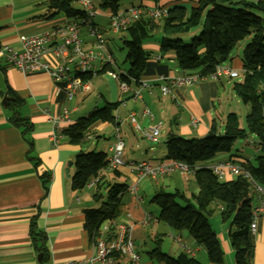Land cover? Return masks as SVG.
Returning <instances> with one entry per match:
<instances>
[{"label":"crops","instance_id":"obj_1","mask_svg":"<svg viewBox=\"0 0 264 264\" xmlns=\"http://www.w3.org/2000/svg\"><path fill=\"white\" fill-rule=\"evenodd\" d=\"M177 1L160 0L159 4H154L150 1L138 0L136 5L132 6L141 5L153 8L163 5L170 6ZM179 1L190 7L197 2V0ZM47 3L48 0H0V43L16 45L21 36L32 35L45 28L65 24L68 19L62 14L50 17L52 11L49 10ZM96 7L95 23L109 42V37L113 32L110 30L107 14L99 8V5L96 4ZM120 9L125 8L120 6ZM83 36L89 47L90 39L84 33ZM147 47L158 50V53L152 54L151 58L152 60L161 59V63L168 67L165 75H180L182 71L177 72L168 65L167 61L176 62L172 54H167L162 58L158 44L151 43ZM108 48L110 51L109 43ZM45 60L52 66L59 63V60L52 54H48ZM228 68L236 71L239 78L223 76L218 80H208L190 87L179 88L175 90L176 101L171 97L162 96L157 84L153 88L143 90V98L140 101L134 97L137 84L130 82L129 89L122 91L117 80L106 73H101L92 79V89L89 93L76 95L72 104L75 111L71 114V124H64L63 127L76 124L82 118L79 114L80 109L90 102L92 94V97L98 99L94 109L102 108L108 103H118L116 124L120 125L121 131H124L123 139L126 137L130 146L140 153L148 146L150 140L143 134L140 137L134 133L133 138L129 136L128 128L132 131L136 129L130 120L131 115L136 116L142 129L160 125V134H164L166 139L171 133L183 138L196 136L195 134L206 136L213 125L218 131L217 119L224 128L228 112L232 109L229 106V99L238 97L233 90L234 83L231 81L240 79V74H244V64L238 59L234 60ZM158 75L142 79H153ZM10 92L25 101L21 113L28 117L33 125L31 134L33 151L31 153H28L29 146L24 140L22 130L9 122L8 106L2 103L5 96H13ZM239 101L241 100H236L238 105L241 103ZM216 102L220 111L216 109ZM64 106L65 92L56 93V86L47 73L24 75L13 66L0 62V264H69L70 262L88 264L92 256L91 240L84 224L85 210L94 209V194L74 191L71 186V176L75 172L74 161L79 153H87L94 148L92 151L103 152L108 158L111 156L115 144V125L96 123L89 132V138L82 145L70 144L65 137L55 143L52 137L55 130L50 115H60ZM145 109L152 111L153 120L143 116ZM192 117L198 120L196 127L192 126ZM97 133H102L103 137L99 138ZM105 133L109 134L108 140L105 139ZM218 133L221 132L218 131ZM124 143L126 147L125 140ZM150 150L153 151L152 148ZM146 156L149 157V152ZM30 158L36 159L37 164ZM231 158L239 161L247 160L237 156ZM124 160L126 163L137 162ZM149 161L154 162V157H151ZM141 162H148V160ZM109 171L111 170L106 169L100 173V177L104 178L102 183L109 180ZM116 171L114 177H128L133 182L132 186L135 185L136 175L131 168L123 166ZM45 174L50 176L47 191L41 179V176ZM177 175L178 173L170 177L150 178L154 182L153 192L147 199L148 201L144 196L139 195L140 189H138L142 202L137 204L133 194L128 201L123 202V199L124 213L119 219L125 221L126 215L124 214L130 212L127 214H132L130 223L134 226L133 233H137L143 242L145 238L151 239V236L154 242L158 237L163 240L166 234L174 241L176 238H181L183 244L194 252L192 256L200 260L202 264H212L208 261L204 248L197 245L187 231L176 232L159 222L157 219L159 208L149 203L160 189L170 192L180 190L188 198L198 193L197 184L189 189L191 183L189 184L188 178L180 174L183 180H179ZM233 179H235L234 176H228L226 181ZM180 181L183 184L182 187H180ZM145 195L147 196V193ZM147 203L148 207H146ZM220 207L222 205L217 202L212 204L211 210L214 212L210 217V224L220 235L219 242L224 252L222 264H236L235 251L229 234L230 225L224 222ZM146 215L151 216L152 221L144 224ZM34 218H37L39 229L47 237L49 259L44 263L41 262V256L37 253L30 234ZM141 229H146V232L143 233ZM251 232L254 242L252 264H264V214L258 219L256 231L251 230ZM134 242L135 246L139 244L138 240ZM181 252L182 249L176 243L174 256ZM151 262L142 263L141 258V264H152Z\"/></svg>","mask_w":264,"mask_h":264},{"label":"trees","instance_id":"obj_2","mask_svg":"<svg viewBox=\"0 0 264 264\" xmlns=\"http://www.w3.org/2000/svg\"><path fill=\"white\" fill-rule=\"evenodd\" d=\"M80 0H48L50 17L64 15L68 20H78L86 13L76 4ZM159 4L160 0H142ZM122 0H100L99 8L111 15L120 9ZM168 8V15L158 20L143 15L120 36L123 49L126 50L128 73L135 79L155 76L168 71L161 59L152 60L144 49V42L160 30L162 37L159 47L163 58L172 54L180 71H191L209 75L218 66L225 64L238 44L251 37L243 50L244 74L240 81L233 84V90L245 105L250 106L246 117L247 130L240 127L239 116L229 113L224 124L223 134H219L215 125L203 138H183L169 134L166 141L164 161H178L189 166L193 171L198 193L188 198L180 190L173 192L158 190L149 203L159 208L158 221L176 232L187 231L192 239L205 249L208 261L212 264L224 262V252L216 232L210 224L214 210L211 206L219 203L223 207L222 218L230 225L229 234L235 251L236 264H252L254 242L251 232L253 209L257 194L253 186L243 177L237 176L232 181L219 179L203 164L217 155L230 152L234 143L254 135L264 151V20L253 14V11L264 14V0H197L194 6H187L181 1ZM201 27L197 36L189 42L182 36L189 35ZM126 80L127 79H123ZM12 101L7 105L8 120L22 130L29 151H33V125L28 117L23 116L21 108L25 101L10 92ZM118 103H108L102 108L92 110L87 117L69 125L62 131L70 144L82 145L88 139L87 134L98 122L116 125ZM233 157V156H232ZM37 161L34 158H30ZM232 159V158H231ZM230 159V160H231ZM37 164V162H36ZM108 156L103 152L90 151L79 153L75 157V172L71 176L74 191H82L88 183L99 177L93 199L100 198L99 190L104 178L100 173L107 169ZM244 168L254 180L264 186V155H259L254 162L243 161ZM117 173V171H114ZM44 189L48 190L50 176H41ZM130 191L126 184H117L108 193V199L98 209L85 210V229L90 240L98 234L106 220H118L124 213L122 200ZM30 234L41 262L49 259L47 237L39 229L37 218L31 223ZM162 240H155L156 247L147 252L150 261L162 264H202L196 257L184 251L176 256L161 251ZM117 264H127L122 258Z\"/></svg>","mask_w":264,"mask_h":264},{"label":"built area","instance_id":"obj_3","mask_svg":"<svg viewBox=\"0 0 264 264\" xmlns=\"http://www.w3.org/2000/svg\"><path fill=\"white\" fill-rule=\"evenodd\" d=\"M78 7L86 15L82 19L68 20L65 24L51 28H45L38 33L21 36L16 45L0 43V62L13 66L24 75L34 73H47L56 86V93L65 92V106L60 115H50L55 133L53 140L57 143L64 138L63 125L71 124V114L75 111L73 102L78 93H89L92 89L91 80L101 73L108 74L119 83L122 91H127L130 82L137 84L134 97L142 100V92L145 89L159 85L162 96H169L177 100L175 90L182 87H190L195 84L218 80L223 76L239 78V74L225 66H218L214 73L204 75L200 73L188 74L182 71L180 75H158L153 79H133L128 71L117 67L116 59L109 51L108 42L104 33L95 23L97 7L93 0H80ZM143 15L158 20L168 15V8L143 6H131L119 9L116 13L108 15L110 30L114 34L125 32L133 23ZM90 39L88 47L83 33ZM52 54L59 60L55 66L50 65L45 57ZM127 79L123 80V79ZM264 115V112H263ZM143 116L149 120L154 119L151 110L145 109ZM131 122L143 136L152 143H159L160 125L149 129H142L135 115H131ZM192 126L196 127L198 120L192 117ZM120 125H115V144L112 154L108 158V170H117L128 166L136 175V183L130 188V193L136 197L137 204L142 202L138 195V185L146 178L170 177L179 173L186 178L194 174V171L184 163L178 161L131 162L126 163L123 158L125 143L121 137ZM89 133L87 134V137ZM219 179L226 180L228 176H243L254 188L258 203L253 209L251 230L256 231L258 219L264 214V186L258 184L252 175L244 168L243 161L228 160L217 165L206 167ZM99 183V177L92 179L87 187L95 188ZM220 207V211H223ZM131 219V214H126ZM152 221L151 216L146 215L144 224ZM134 226L120 220H106L102 223L98 234L91 240L92 256L88 264H117L119 259L127 260V264H141V255L137 251L133 240ZM178 246L189 255L194 252L185 246L181 238L175 239ZM69 264H76L70 262Z\"/></svg>","mask_w":264,"mask_h":264},{"label":"rangeland","instance_id":"obj_4","mask_svg":"<svg viewBox=\"0 0 264 264\" xmlns=\"http://www.w3.org/2000/svg\"><path fill=\"white\" fill-rule=\"evenodd\" d=\"M93 2L95 5L96 4L99 5L100 0H93ZM137 2H138V0H122L120 6L122 8H128V7H131L132 5H136ZM253 14L259 16L261 19L264 20V14L257 12V11H253ZM200 31H201V27L198 28L197 30L193 31L189 35L182 36V39L185 40L186 42H189L191 40V38L194 36H197L200 33ZM85 34H86V32H84V35ZM120 36H122V33H120V34L111 33V35L109 37L110 40L108 43H109L110 51L114 55V58L116 59L117 67L127 71L128 70V63L125 62L127 52L125 49H123V45L121 44ZM161 37H162V34L158 30L154 34H152V37H150L149 39H147L144 42V48L150 55H152V54L156 55L158 53V50H156L154 48L147 47V45L151 44V43L155 44V45L156 44L159 45ZM251 37L252 36L246 38L245 40L241 41L238 44L237 48L235 49V51L233 52V54L231 56V59L224 64L226 67L231 66V63L234 60L237 61L239 59L243 62V50H244L245 46L251 41ZM167 62H168V65L172 69L176 70L177 72H181L180 69L177 67L176 62H172V63H170L169 61H167ZM181 73H183V72H181ZM181 73H179V74H181ZM187 73L192 74L194 72L187 71ZM242 78H243V74H240V79L232 80L231 82L234 83L236 81H240V80H242ZM91 84H92V80H91ZM167 97H169V96H167ZM94 98L97 99V97H94V96L92 97V94H91L90 102L86 103L80 109L79 114L82 118L86 117L95 108V103L98 101V99L94 100ZM235 98L236 99H231V98L229 99V106L232 107V109L230 111L236 113L239 116L240 127L244 130H247L246 117L250 113V106L245 105L244 103H242V101H239L241 103H240V105H238L236 103V100H240V99H238V97H235ZM216 109L218 111H220V107H219L217 102H216ZM231 112H228V113H231ZM217 128H218V131L221 132L220 134H223L224 128L220 124V121L218 119H217ZM123 133H124V131L120 132L121 137L124 136ZM133 133L139 137L142 135L141 131L136 130V129H134L132 131V129L128 128V134H129V136H131V138H133V136H134ZM97 134L100 136L99 138L103 137L102 133H97ZM105 135H106L105 139L108 140L109 134L105 133ZM195 135L196 136H191L190 138L200 139V138L205 137V136H200L197 134H195ZM89 136H90V134H89ZM89 136H88V138H89ZM129 136H128V138H129ZM122 139H123V137H122ZM159 139H160L159 143H152L150 141L148 146L146 148H144L142 153H140V151L136 150V148H132V146H130V143L127 141V138L125 137V139H123V141L125 140L126 147H125L124 152H123V158L127 159V161L134 160L137 162H141L143 160H148V162H150L149 159H151V157H154L155 161H160L161 159L166 157L167 151H166V144L165 143H166L167 139H166V136L164 134H160ZM150 148L153 149L152 152H151ZM91 149L94 150V148H91ZM147 152H149V157L146 156ZM259 155H264V151L260 147V142L256 136L249 135L245 139L237 140L234 143L230 152L219 154L214 159L208 161L207 163H205L203 165L206 167L207 166L210 167L212 165H217L219 163H223L225 161L230 160L232 156L242 157L243 159H247L251 162H254L255 158ZM155 161L154 162L152 161L151 163H156ZM114 175H115L114 171L111 170L108 172V179L109 180L104 182L103 185L100 187V190L98 191L100 194V198L97 201L93 200V202H94L93 208L94 209H98L99 207H101V205L103 203H105L107 201L108 193H109L110 189L112 187H114L115 185L126 184L129 187L133 185L132 184L133 182L128 177L123 176L122 178H116V177H114ZM179 175L180 174L178 173L177 176H178L179 180H183L181 175L180 176ZM188 180H189V184L191 183V186L189 185V189H190V187L192 189V186H195L197 183L193 179L192 175L190 177H188ZM153 182L154 181H152L150 178H146L145 180H142L138 185V189H140L139 195L144 196L146 201H148L147 199H149L152 195L151 193L153 192L152 191ZM182 186H183V184L181 182L180 187H182ZM95 191H96L95 188L93 189L90 187H86L85 189L82 190V192L84 194H94ZM145 193H147V196L145 195ZM131 196H133L131 193H128L127 195H125L123 198L124 199L123 202L128 201L131 198ZM148 206H149V204L147 203L146 207H148ZM127 213H130V212H126L124 215H126ZM131 216H132V214H131ZM118 220H120V219H118ZM125 221L130 223L131 220L125 217ZM130 224H132V223H130ZM141 230L143 233L146 232V229H141ZM216 235H217L218 240H220V235L218 233H216ZM133 237H134L133 240H138L139 244L136 245V249L141 254L142 263L149 262L150 260L147 256V252L156 247L155 242L153 240L154 238L152 236H151V239L145 238V240H144L145 242H143V239L139 238L137 236V233H133ZM162 239L163 240L161 242V251L163 253H167L169 255L174 256L175 254L173 253V251H174L175 246H176L175 241L173 239H170V237L167 234H166V236H163ZM125 262H127V260H125ZM151 263L152 264H159V263H155V262H151Z\"/></svg>","mask_w":264,"mask_h":264},{"label":"water","instance_id":"obj_5","mask_svg":"<svg viewBox=\"0 0 264 264\" xmlns=\"http://www.w3.org/2000/svg\"><path fill=\"white\" fill-rule=\"evenodd\" d=\"M12 101L11 97L5 96L3 99V105H8Z\"/></svg>","mask_w":264,"mask_h":264}]
</instances>
